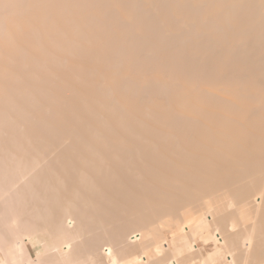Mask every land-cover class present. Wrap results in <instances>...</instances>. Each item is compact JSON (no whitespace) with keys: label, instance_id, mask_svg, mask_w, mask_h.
Returning <instances> with one entry per match:
<instances>
[{"label":"bare ground","instance_id":"6f19581e","mask_svg":"<svg viewBox=\"0 0 264 264\" xmlns=\"http://www.w3.org/2000/svg\"><path fill=\"white\" fill-rule=\"evenodd\" d=\"M0 264H264V0H0Z\"/></svg>","mask_w":264,"mask_h":264}]
</instances>
